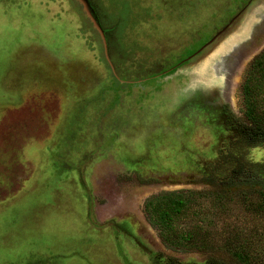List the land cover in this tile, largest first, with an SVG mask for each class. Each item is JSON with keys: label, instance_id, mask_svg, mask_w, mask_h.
Masks as SVG:
<instances>
[{"label": "rangeland", "instance_id": "rangeland-1", "mask_svg": "<svg viewBox=\"0 0 264 264\" xmlns=\"http://www.w3.org/2000/svg\"><path fill=\"white\" fill-rule=\"evenodd\" d=\"M80 1L0 0V93L65 136L47 172L6 181L0 264H235L226 244L264 264V197L216 195L243 167L264 178V142L238 131L249 102L264 119V63L242 92L264 0H84L100 30ZM178 190L165 247L144 199Z\"/></svg>", "mask_w": 264, "mask_h": 264}, {"label": "crops", "instance_id": "crops-1", "mask_svg": "<svg viewBox=\"0 0 264 264\" xmlns=\"http://www.w3.org/2000/svg\"><path fill=\"white\" fill-rule=\"evenodd\" d=\"M8 82L14 83L5 80L2 84ZM26 96L24 91L8 87L0 93L1 196L8 191L7 180H32L47 172L60 139L65 137L63 128L55 126V120L46 114L48 110L21 107ZM7 206L8 202L0 201V211Z\"/></svg>", "mask_w": 264, "mask_h": 264}, {"label": "trees", "instance_id": "trees-1", "mask_svg": "<svg viewBox=\"0 0 264 264\" xmlns=\"http://www.w3.org/2000/svg\"><path fill=\"white\" fill-rule=\"evenodd\" d=\"M263 63L264 48L253 57L245 72L244 82L242 84V92L245 100L250 99L252 96V88L250 86L251 78L256 73V70L263 66ZM244 114L248 119V123H240L238 126L239 136L245 139L249 144L264 142V119L258 118L254 114V109L250 102ZM79 172L80 184L85 190L89 203V209L90 197L88 188L83 178L82 171L79 170ZM237 173L239 177H231L225 182L222 181V187L216 193L218 198H224L227 196L246 197L250 195H260L261 197H264L263 177L256 176L253 172L244 171V167L239 169ZM194 193L195 192L190 190L160 191L158 193L151 194L144 199L146 221L152 228H157L159 230H157L158 237L165 247H168L169 244L171 245V241H169L172 232L171 229L174 230L177 228L176 221L179 219V213L189 202H191ZM225 248L233 257L235 264H259L257 260L241 249L230 247L228 244H226ZM216 263L217 260L211 257L207 258L205 262V264Z\"/></svg>", "mask_w": 264, "mask_h": 264}, {"label": "water", "instance_id": "water-1", "mask_svg": "<svg viewBox=\"0 0 264 264\" xmlns=\"http://www.w3.org/2000/svg\"><path fill=\"white\" fill-rule=\"evenodd\" d=\"M81 1L83 2L82 5H83L84 10L87 9V12H86V10H85L87 16H88V17L90 18V20L93 22V24L95 25V27H96L98 30H100V27H99V25H98V22H97V19H96L94 13L91 11V9L88 7V5L85 3L84 0H81ZM81 1H80V2H81Z\"/></svg>", "mask_w": 264, "mask_h": 264}]
</instances>
